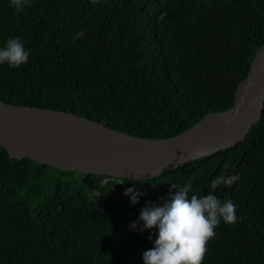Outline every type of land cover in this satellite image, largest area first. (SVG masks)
I'll use <instances>...</instances> for the list:
<instances>
[{"label":"trees","instance_id":"trees-1","mask_svg":"<svg viewBox=\"0 0 264 264\" xmlns=\"http://www.w3.org/2000/svg\"><path fill=\"white\" fill-rule=\"evenodd\" d=\"M12 37L30 55L0 65L1 102L164 139L233 105L264 46V0H30L20 12L0 0V46ZM225 161L241 179L215 194L238 219L216 227L202 264H264V105L244 141L146 181L61 171L0 147V264H143L149 231L129 224L145 201L189 182L206 195ZM134 184L145 195L133 206L123 192Z\"/></svg>","mask_w":264,"mask_h":264},{"label":"water","instance_id":"water-1","mask_svg":"<svg viewBox=\"0 0 264 264\" xmlns=\"http://www.w3.org/2000/svg\"><path fill=\"white\" fill-rule=\"evenodd\" d=\"M263 105L264 46L238 84L233 105L174 137L139 138L74 114L0 101V147L13 159L61 171L146 181L244 141Z\"/></svg>","mask_w":264,"mask_h":264},{"label":"clouds","instance_id":"clouds-1","mask_svg":"<svg viewBox=\"0 0 264 264\" xmlns=\"http://www.w3.org/2000/svg\"><path fill=\"white\" fill-rule=\"evenodd\" d=\"M91 2L95 4L97 0ZM29 3L30 0H9L10 7L17 12ZM83 36L84 30L81 29L73 39ZM29 55L30 49L20 37L8 38L0 46V65L19 68L28 62ZM240 179V173L233 174L230 163L225 161L223 170L210 181L206 195L193 194L189 182L181 186L171 184L175 191L170 192L167 199L160 198L162 203L145 201L137 219L129 224L130 231H149L152 247L142 253L143 264H202L206 245L216 235V227L221 221L234 224L238 219L236 204L231 199L221 200L215 192L221 186L231 188ZM123 195L134 206L145 193L134 184L126 188Z\"/></svg>","mask_w":264,"mask_h":264},{"label":"rangeland","instance_id":"rangeland-1","mask_svg":"<svg viewBox=\"0 0 264 264\" xmlns=\"http://www.w3.org/2000/svg\"><path fill=\"white\" fill-rule=\"evenodd\" d=\"M101 183H104V181H102ZM116 194V193H115Z\"/></svg>","mask_w":264,"mask_h":264}]
</instances>
